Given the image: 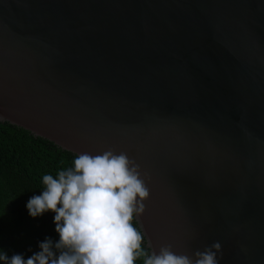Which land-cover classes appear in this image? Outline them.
<instances>
[{
    "label": "water",
    "instance_id": "1",
    "mask_svg": "<svg viewBox=\"0 0 264 264\" xmlns=\"http://www.w3.org/2000/svg\"><path fill=\"white\" fill-rule=\"evenodd\" d=\"M0 121L126 152L149 253L264 264V0H0Z\"/></svg>",
    "mask_w": 264,
    "mask_h": 264
},
{
    "label": "clouds",
    "instance_id": "2",
    "mask_svg": "<svg viewBox=\"0 0 264 264\" xmlns=\"http://www.w3.org/2000/svg\"><path fill=\"white\" fill-rule=\"evenodd\" d=\"M147 172L126 152L79 153L71 167L42 177L41 195L32 196L27 210L33 218L55 213L59 240L39 243L40 251L25 259L0 251L2 264H219L221 244L213 243L192 256L176 254L171 244L159 253L142 247L144 236L133 225L145 211L150 181ZM149 247H152L149 244Z\"/></svg>",
    "mask_w": 264,
    "mask_h": 264
},
{
    "label": "trees",
    "instance_id": "3",
    "mask_svg": "<svg viewBox=\"0 0 264 264\" xmlns=\"http://www.w3.org/2000/svg\"><path fill=\"white\" fill-rule=\"evenodd\" d=\"M75 157L21 126L0 121V251L9 258L21 254L27 259L40 251L45 238L59 240L55 213L33 218L26 205L32 196L41 195L43 175L55 178L59 170L72 166ZM132 223L139 230L135 218ZM142 247L148 251L145 242ZM135 264H143L142 259Z\"/></svg>",
    "mask_w": 264,
    "mask_h": 264
}]
</instances>
